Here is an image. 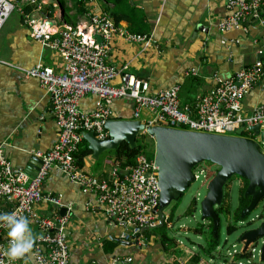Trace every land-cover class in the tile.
I'll return each instance as SVG.
<instances>
[{
	"label": "built area",
	"instance_id": "obj_1",
	"mask_svg": "<svg viewBox=\"0 0 264 264\" xmlns=\"http://www.w3.org/2000/svg\"><path fill=\"white\" fill-rule=\"evenodd\" d=\"M227 7L230 14L217 24L222 33L238 30L248 20L264 25V0H228ZM13 12H17L30 28L35 41L43 48L59 53L64 61L61 71L41 62L21 69L26 78L37 79L50 96L58 127V139L53 148L33 152L41 160L36 173L14 167L0 144V204L11 205L8 212L15 211L27 217L40 231L32 253L38 264H69L70 260L67 227L73 208L64 204L62 195L43 191L51 170L56 169L66 176L84 194L98 196L102 214L119 230L118 236H108L111 241L122 245L136 242L144 230L161 223L158 167L154 160L139 155L133 167L113 168L107 179L86 173L76 163L75 154L83 140L82 132H94L101 140L109 137L104 125L115 119L111 106L118 99L133 101L135 120H139L143 111L149 112L151 119L147 125L241 136L257 142L264 154V103L251 112L243 105L253 89L264 90V59L228 78L215 76L211 90L200 96L194 106L182 105L180 85L150 94L148 81L128 73L127 66L117 68L109 62L110 45L115 36L139 43L144 48L158 47L150 34L133 33L115 25L105 11L91 14L78 25L67 24L61 6L51 0H0V30ZM35 12L41 17L32 18L31 14ZM97 36L101 37V42L97 41ZM262 41L264 43V36ZM87 94L98 99L97 108L91 113L80 110L81 100ZM254 126L259 127L257 132L250 130ZM242 127L243 134L237 135ZM194 176L196 181L200 176L208 178V173L200 169ZM42 202L54 206L55 213L41 216L36 206ZM62 209H66L64 215L60 214ZM6 232V228L0 227V264H18L6 255ZM258 241L247 250L248 256L244 257L247 264H264L260 261L264 242L258 248ZM237 252L222 254L232 260ZM232 264L242 263L238 260Z\"/></svg>",
	"mask_w": 264,
	"mask_h": 264
},
{
	"label": "crops",
	"instance_id": "obj_2",
	"mask_svg": "<svg viewBox=\"0 0 264 264\" xmlns=\"http://www.w3.org/2000/svg\"><path fill=\"white\" fill-rule=\"evenodd\" d=\"M227 2L84 0L86 13L77 15L74 9L71 14H76L77 20L102 11L126 12L128 18L121 19L119 25L134 33L150 34L158 47L144 48L115 36L110 64L117 68L127 66L128 73L148 81L150 94L180 85V103L194 106L200 96L211 90L215 76L228 78L264 58V25L248 20L242 28L231 32L222 33L217 28L218 22L230 14ZM130 18L135 27L128 21ZM138 23L142 26L137 27ZM39 62L56 71L63 69L62 56L32 39L21 17L13 12L0 30V144L12 165L30 174L37 170L33 152L51 150L58 139L50 96L37 79L26 78L21 70ZM262 103L264 90L255 88L245 97L243 105L251 112ZM97 104V97L87 94L81 100L80 110L91 113ZM111 109L115 119L134 120V103L130 99L114 101ZM150 119L149 112L143 111L139 121L146 124ZM99 160H94L91 154L84 159L83 170L97 177L110 175L113 167L109 151ZM43 191L62 195L64 204L73 208L67 227L69 264H176L172 250L165 251L168 244L164 245L153 232H143L138 241L124 245L109 240L108 236H118L119 230L102 214L98 196L84 194L56 169L51 170ZM8 208L7 204H0V212H7ZM36 209L44 217L56 211L44 202L37 204ZM30 227L38 237V228L31 223ZM32 253L33 250L17 259L18 264H38Z\"/></svg>",
	"mask_w": 264,
	"mask_h": 264
},
{
	"label": "water",
	"instance_id": "obj_3",
	"mask_svg": "<svg viewBox=\"0 0 264 264\" xmlns=\"http://www.w3.org/2000/svg\"><path fill=\"white\" fill-rule=\"evenodd\" d=\"M96 38L101 42L100 36ZM104 127L109 134L105 140L98 139L94 132H82L94 160H99L106 151L116 150L124 142L134 150L140 133L148 134L154 139V162L158 167L160 187L158 214L161 224L176 199L184 195L195 182L193 169L204 162L219 167L218 172L209 181L206 196L200 203L201 220H208L213 224L215 238L218 237L220 226L215 209L222 204L224 187L234 176L248 181L244 197L250 198V203L242 211L241 219L264 200V154L259 144L251 139L147 125L139 120L112 119L108 120ZM258 128L254 126L250 130L257 132ZM243 131L244 127L237 131V135H242ZM34 160L38 170L41 160L36 157ZM127 174L128 172L124 175ZM60 214L64 215L65 210H61ZM260 239L264 240V218L258 228L241 236L242 253H246L249 246ZM260 261L264 262V244Z\"/></svg>",
	"mask_w": 264,
	"mask_h": 264
},
{
	"label": "trees",
	"instance_id": "obj_4",
	"mask_svg": "<svg viewBox=\"0 0 264 264\" xmlns=\"http://www.w3.org/2000/svg\"><path fill=\"white\" fill-rule=\"evenodd\" d=\"M57 1L61 8L63 9V19L67 24L70 25H76L78 21H76V16H73L71 12L75 9L77 15H84L86 13V9L84 8V0H55ZM108 12V11H106ZM109 13V12H108ZM111 19L113 20L115 25H119V21L121 19H126L128 18V15L126 12H121V11H113L109 13ZM75 20V21H74ZM130 24L135 27V21L133 19H128ZM137 27H141L142 25L138 23L136 25ZM141 31V30H138ZM133 32V31H132ZM135 33H140L136 32ZM142 33V32H141ZM144 33V32H143ZM150 139V141H148ZM136 148L132 150L127 143H122L120 147H118L116 150L109 151V154L111 156L112 160V167L116 168L119 167L120 169H130L136 164V159L139 155H146L150 160H154V153H155V143L154 139L150 137L148 134H142L140 133L137 136L136 139ZM92 154V151L88 148L87 142L83 139L82 142L79 145L78 151L75 154V159L76 163L79 168L83 169L84 167V159L89 157ZM101 159L98 161L100 162ZM208 164H211L210 162H205ZM213 165V164H211ZM217 167L216 173L219 170V167L216 165H213ZM215 173V174H216ZM108 176V177H107ZM104 176V177H99L100 179H107L109 178V175ZM212 177V176H211ZM238 177V176H234ZM209 178V177H208ZM241 178V177H240ZM232 179L225 185L224 187V199L222 201V204L218 207H216V213L218 214V217L220 219V222L222 221V218H233L235 222L240 221V215L242 211L249 205L250 203V198L244 197L245 189L248 185V181L244 178H242V185L239 186V204L238 207L234 212H232V205H231V192H230V182ZM184 195L181 197H178L170 210L166 213V218L163 224H159L158 226L154 228H149L144 230L143 232L145 233L146 231L153 232L156 234V230L159 228H165L167 225H170L171 222L174 220L176 217V210L178 208V205ZM264 202V200H262ZM8 205V211L11 208V205ZM198 201L197 199L193 200L191 204L187 207L185 212L183 213V216H194L198 209ZM263 208H264V203H263ZM7 211V212H8ZM6 212V211H5ZM181 217V216H178ZM263 216H259L258 219H263ZM237 230V228L231 224L230 222L227 225V233L232 234ZM192 231L199 235L201 238L203 237L205 240V243L202 245H198L197 251L196 252H191V253H186V251L182 250L183 253L186 254L187 258H183L180 255V251H178L176 248H180L179 244L175 242V240L169 238L167 234H162L160 235L161 241H163L164 245L168 244V247L166 246L165 251H169L170 249L172 250L175 258L176 264H209L208 262L214 261H222V264H232L234 261H238L241 258H244L248 256V253H242V251H239L235 253L234 257L232 258H227L224 256L222 253L224 252H216L215 251L219 245V240H220V226L218 230V237L215 238V235L213 234V224L208 223L207 225L202 224V226H197L192 228ZM142 232V233H143ZM141 233V234H142ZM140 234V236H141ZM147 234V233H146ZM139 236V237H140ZM1 238V237H0ZM6 238V237H5ZM7 239V238H6ZM242 244V243H241ZM243 248V247H242ZM178 259H181L186 261L185 263L179 262ZM216 259V260H215Z\"/></svg>",
	"mask_w": 264,
	"mask_h": 264
},
{
	"label": "rangeland",
	"instance_id": "obj_5",
	"mask_svg": "<svg viewBox=\"0 0 264 264\" xmlns=\"http://www.w3.org/2000/svg\"><path fill=\"white\" fill-rule=\"evenodd\" d=\"M51 1L57 2L55 0H51ZM48 9H46V10H48ZM61 10L63 13L62 8H61ZM15 13L18 14L17 12H15ZM73 16L77 17L76 14H74ZM31 17L32 18H40L41 15L39 13L35 12V13L31 14ZM86 20H87L86 18L85 19L84 18L83 19L82 18L77 19L76 21H78V22L76 25H78V23H80V22H85ZM123 28H125V27H123ZM27 29L29 30L30 36H31L30 28L27 27ZM126 42H128V41H126ZM112 46H113V42H111V45H110L111 49H112ZM262 59H264V58H262ZM63 63H64V61H63ZM133 119L135 120L134 116H133ZM148 141H150V139H148ZM200 169H204L208 173L209 178H206L204 176H200V178L198 180H196L194 183H192L191 186L189 187V189L185 192L184 197L180 201L178 208L176 210V217L171 222V224L167 225L165 228H159L156 230V235L160 236L162 234H167V236L169 238L175 240L176 244L177 243L179 244L180 248L178 247L176 249L181 252L180 255L183 258H187V256L185 253H183L182 250L196 252L198 245H202L205 243L204 238L203 237L201 238L199 235L195 234L192 231V228L197 227V226H202V224L207 225L209 223L208 220L205 222L201 220L200 203L204 199V197L206 196L208 183L211 180V178H213V176L215 175V173H216L215 171H216L217 167L204 162V163L198 165L196 168L193 169V174H194V172L198 173ZM229 185H230V192H231L232 212H234L236 210V208L238 207V204H239V196H240L239 186L242 185V178H240L239 176L233 177L232 181L230 182ZM194 199L195 200L198 199V204H199L196 213L194 214V216H183V213L185 212L187 207L191 204V202ZM263 203H264L263 201L260 202V204L258 205L257 208H255L244 219H240L239 222H235V220L233 218H229V219L222 218V221L220 222V240H219V245L215 251V254H216V252H223V251L224 252H228V251L234 252V251H241L242 250L243 245L240 242L241 236L245 232H248L250 230H254V229L258 228L261 224V220L258 219V217L264 215ZM178 216H181V217H178ZM229 222L237 228V230L232 234L227 233V225ZM179 242H182V243H179ZM263 242H264L263 239H260L258 241V248H260L262 246ZM239 262H241L242 264H247V261L245 258H241L239 260ZM212 263H213V261H212ZM214 264H222V261H220V260L217 262L214 261Z\"/></svg>",
	"mask_w": 264,
	"mask_h": 264
},
{
	"label": "clouds",
	"instance_id": "obj_6",
	"mask_svg": "<svg viewBox=\"0 0 264 264\" xmlns=\"http://www.w3.org/2000/svg\"><path fill=\"white\" fill-rule=\"evenodd\" d=\"M0 227L7 230V257L14 261L31 253L37 236L34 235L30 221L23 215L13 212H0Z\"/></svg>",
	"mask_w": 264,
	"mask_h": 264
}]
</instances>
